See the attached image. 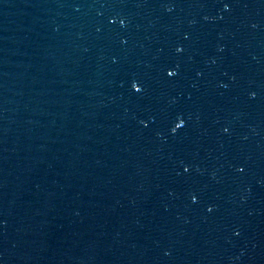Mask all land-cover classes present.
Here are the masks:
<instances>
[{"label":"water","instance_id":"1","mask_svg":"<svg viewBox=\"0 0 264 264\" xmlns=\"http://www.w3.org/2000/svg\"><path fill=\"white\" fill-rule=\"evenodd\" d=\"M0 264H264V0H0Z\"/></svg>","mask_w":264,"mask_h":264}]
</instances>
